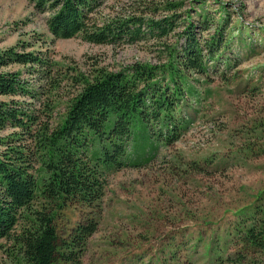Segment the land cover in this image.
Returning <instances> with one entry per match:
<instances>
[{"label": "rangeland", "instance_id": "rangeland-1", "mask_svg": "<svg viewBox=\"0 0 264 264\" xmlns=\"http://www.w3.org/2000/svg\"><path fill=\"white\" fill-rule=\"evenodd\" d=\"M38 1L0 0V51L18 46L44 53L61 79L102 68L118 71L135 62L165 64L176 46L175 32L162 40L147 36L115 44L54 37L46 25L52 12L48 3L38 8ZM133 1L102 0L96 18L116 11L142 13L148 4L158 6L151 15L159 19L172 14L164 3H177L181 19L200 12L216 22L221 16L229 19L227 47L218 61L209 62L206 74L186 78L190 92L175 115L186 125L175 140L155 141L150 154L151 145L147 153L130 146V158L141 164L107 174L99 225L86 243L82 264H234L228 258L239 248L235 228L264 189V0ZM221 6L226 11L218 14ZM1 70L20 72L28 88L40 83L34 68L13 64ZM60 86L58 117L75 90L66 80ZM9 99L0 96V101ZM11 131L0 130V137ZM78 211L65 213L69 221L60 222L63 231L78 222ZM7 245L0 242V264H20L8 258Z\"/></svg>", "mask_w": 264, "mask_h": 264}, {"label": "trees", "instance_id": "trees-1", "mask_svg": "<svg viewBox=\"0 0 264 264\" xmlns=\"http://www.w3.org/2000/svg\"><path fill=\"white\" fill-rule=\"evenodd\" d=\"M47 3L52 15L46 25L54 37L81 36L93 44L162 40L174 32L177 38L165 64L135 62L62 79L44 53L18 46L0 51V96L10 98L0 101V130L12 129L0 137V242H8L6 255L20 264H82L99 225L107 174L141 164L130 158V146L147 153L151 145L150 154L155 141L175 140L186 125L175 116L190 92L186 78L206 74L209 62L220 59L230 22L206 12L181 19L180 5L170 2L164 9L172 14L159 19L151 15L158 6L147 4L142 13L116 11L98 20L102 0H39L37 7ZM221 7L218 14L226 11ZM180 23L187 24L176 31ZM13 64L34 68L40 83L28 88L20 72L1 70ZM63 80L75 90L58 117ZM69 209H78L80 218L63 231ZM249 210L235 228L239 248L228 258L234 264H264V189Z\"/></svg>", "mask_w": 264, "mask_h": 264}]
</instances>
